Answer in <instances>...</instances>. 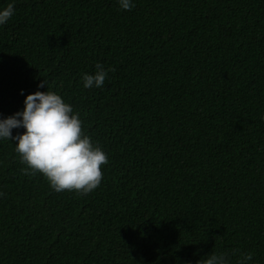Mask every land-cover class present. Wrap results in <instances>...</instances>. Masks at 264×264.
I'll return each mask as SVG.
<instances>
[{
  "label": "trees",
  "instance_id": "obj_1",
  "mask_svg": "<svg viewBox=\"0 0 264 264\" xmlns=\"http://www.w3.org/2000/svg\"><path fill=\"white\" fill-rule=\"evenodd\" d=\"M9 2L0 118L48 86L108 163L95 190L58 193L0 141V264H264V0Z\"/></svg>",
  "mask_w": 264,
  "mask_h": 264
},
{
  "label": "clouds",
  "instance_id": "obj_2",
  "mask_svg": "<svg viewBox=\"0 0 264 264\" xmlns=\"http://www.w3.org/2000/svg\"><path fill=\"white\" fill-rule=\"evenodd\" d=\"M121 10H131L134 0H117ZM13 2L0 7V26L14 15ZM111 69L99 62L95 71L84 73L83 88H102ZM43 80L38 88L44 87ZM24 95V90H20ZM13 129H23L13 135ZM13 145L24 174H41L55 192L74 191L86 195L95 190L102 181V165L108 163L107 153L99 142L83 128L80 113L66 102L58 92L35 91L24 97L23 108L7 117L0 118V141ZM14 142V143H13ZM4 193L0 192V196ZM255 264L251 252L242 253L236 264ZM197 264H231L228 253L211 252Z\"/></svg>",
  "mask_w": 264,
  "mask_h": 264
}]
</instances>
